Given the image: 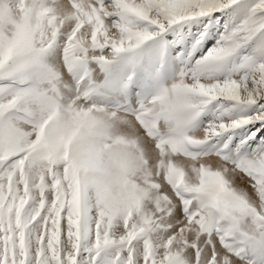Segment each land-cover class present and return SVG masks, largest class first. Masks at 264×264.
<instances>
[{"label": "snow or ice", "instance_id": "1", "mask_svg": "<svg viewBox=\"0 0 264 264\" xmlns=\"http://www.w3.org/2000/svg\"><path fill=\"white\" fill-rule=\"evenodd\" d=\"M0 264H264V0H0Z\"/></svg>", "mask_w": 264, "mask_h": 264}]
</instances>
